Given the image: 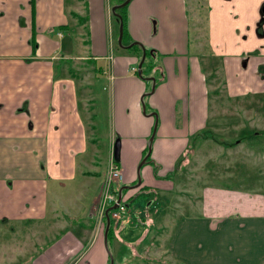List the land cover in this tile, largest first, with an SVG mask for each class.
<instances>
[{
  "label": "crops",
  "instance_id": "0c3cea01",
  "mask_svg": "<svg viewBox=\"0 0 264 264\" xmlns=\"http://www.w3.org/2000/svg\"><path fill=\"white\" fill-rule=\"evenodd\" d=\"M183 1L132 0L128 6L129 39L144 44L147 49L159 50L162 55L157 67H162L166 76L149 101L161 109L157 113L158 131L151 144V160L158 165L159 175L167 172L169 175L168 183L163 184L153 181L147 172L146 185L141 180L133 188L138 197L151 202L145 205L143 219L136 215L138 210L125 204L126 212L114 223L116 235L129 227L126 225L131 218L142 229L136 242L143 243L141 248L131 246L120 264L136 260L135 253L145 248L143 256L138 258L144 263L147 251L153 248L167 256L163 264H264V193L202 182L204 177L218 178L230 168L221 161H217L218 169L207 168L197 156L198 151L202 152V158L209 164L216 157H223L226 163L244 160L264 173L258 167V159L264 155V147L261 149L264 141L254 139L264 137V127L218 124L224 110L213 100L219 94L209 97L204 60L188 54L189 17H185ZM212 2L216 5L219 1L208 0L209 8ZM263 2L254 0L253 10L246 13L247 19H240L241 25H249L245 33L243 30L233 33L228 27L221 29V14L212 16V8L208 11V20L214 19V36L209 25L211 54L207 59L218 60L214 68L223 72L221 94L232 103V113L238 108L248 111V117L253 114L244 109L243 99L250 97L257 101L256 98L264 95V77H259L257 72L259 65L264 64V52L249 57L245 65L241 60L245 53L264 44V40L253 38L251 30ZM81 3L85 15L78 22L85 21L84 36H89L82 46H88L90 54L69 56L71 48L55 40V37L63 38L61 32H56L55 37L51 34L55 26L68 27L63 0L32 3L0 0V264L6 261L35 264L31 262L34 253L44 247L41 245L34 252L32 239L43 244L44 237L52 230L64 232L63 226L70 229L64 237L73 243L70 253L75 256L67 263L64 261L68 258H63L59 264L107 263L103 221H98L95 215L108 161L115 157L110 144L105 170L104 167V172L97 170L95 140L88 133L95 129V119L85 116L79 107L80 103L86 108L91 99L87 93H79L86 84L78 83L77 75L73 74L71 64L75 60L83 62L79 67L84 76V68L106 58V66L98 68V72L102 76L106 74V82L110 83V113L118 133L125 135L132 127L137 135L148 140L152 131L154 117L146 119L139 113L144 88L135 77L126 76L128 69H133L132 63H137V54L116 58L107 55L109 34L105 32L104 22L109 7L103 0ZM149 16H157L161 23L158 42L151 43L152 39L145 35ZM239 32L246 39L239 38ZM32 35L37 44L35 50L30 44ZM232 113L228 116L234 119ZM224 132L228 133L215 138V133ZM192 138L200 148L190 143ZM122 145L116 156L122 173L121 181L114 184L117 188L136 184L135 166L141 149L143 156L146 147L142 140L133 144L122 142ZM208 171L219 174L207 175ZM158 189L168 194L169 215L165 217L156 215L160 213L156 202ZM128 191L124 196L131 200ZM7 240L12 241L11 252L3 249ZM111 254L113 257V251Z\"/></svg>",
  "mask_w": 264,
  "mask_h": 264
},
{
  "label": "rangeland",
  "instance_id": "374dc122",
  "mask_svg": "<svg viewBox=\"0 0 264 264\" xmlns=\"http://www.w3.org/2000/svg\"><path fill=\"white\" fill-rule=\"evenodd\" d=\"M104 3H107L108 5V18H105V32L109 36H107L106 42L109 43V46H107V55H109L111 58H116L124 56L125 54H131L136 53L138 54L137 50H128V49H122L118 46L117 43V23L115 20V17L110 12V9L113 5L118 4L120 2H123L124 0H103ZM132 1V0H131ZM130 1V2H131ZM212 1V0H211ZM219 1L216 5L212 2V7L209 8L208 6V0H184L183 4L186 8L185 17H189V22L187 24V39L190 42V46L188 48V54H195V56L198 58V60H204V75L206 79V83L208 85V92L209 97L212 98L215 96L216 98L213 100L214 104H219L220 109L224 110L221 112V116L218 119V124L226 126V125H233L237 123H243V124H257L258 128L264 127V95L263 98H256L257 101L253 100L254 98H245L242 101V104L244 106L245 110H249L250 113L253 114V116L248 117V111H241V109H234L233 113L234 119L231 116H228V113H232L231 110V104L227 102V99L224 97L225 95L222 93V85H223V72H220L218 68H214V65L218 62L217 58L210 57L207 59L208 54H211L209 51L208 46V36H209V25H210V31L212 36H214V19L212 21L208 20V11L212 8V16H216L217 14H221L222 20H221V29H226L228 27V30L236 33L238 30L245 31L249 30L248 24L241 25V18H246L247 11L253 10V1L254 0H217ZM236 1V2H235ZM82 0L78 3L76 0H63V10L65 13V18L68 19L67 23V29H63L61 31V36L63 38L60 40L56 36V32L60 31L58 27H53L51 34L54 35L55 40L59 43L61 46L62 44H66L71 48V51L68 53L69 56H77V55H88L90 54L89 47H83L82 45H85L84 42H87L89 39V36H84L85 34V26L84 22H78V19L81 16L85 15V8L83 3H81ZM130 2L125 6V9L123 10L124 14L126 15V38L123 39V44H127L130 41H133L129 39L128 37V6ZM81 3V4H80ZM234 6V7H233ZM124 8V7H123ZM257 12V8L255 10ZM72 14H75L76 16H72ZM159 25L161 27V23L158 22L157 16H149L147 17V28L145 35L148 34V39H152V42H158L160 37L159 32ZM87 33L89 32L86 31ZM172 33V30H171ZM170 33V34H171ZM244 33L239 32V38L243 37ZM50 34V35H51ZM82 34V37H79ZM84 40V41H83ZM83 41V42H82ZM82 42V43H81ZM244 42V41H243ZM142 44V43H141ZM146 49L147 47L142 44ZM235 47V45H234ZM149 54L152 57L153 61H156V65L153 70L149 71L146 69V67L143 68L144 72L142 74L143 79H139L137 75L135 74L137 63H132L133 69H128L126 76H133L135 77L143 86L144 91L141 94L148 93L150 90L151 83L150 81L144 79L146 77H154L156 78V85L159 84L160 81L164 80L166 73L163 71L162 67H157L158 63L157 60L160 61L162 58L161 52L154 49H148ZM152 51H157V54L154 56ZM66 52V51H65ZM204 57V59H202ZM207 59V60H206ZM75 60V58H74ZM106 58L104 60H98L95 63H92L88 66V68H84L85 71L84 76L82 75L83 71L82 68L79 67L80 63L73 62L71 65L74 67L73 74L77 75V81L82 85V83H85L84 86L85 89H81L79 93L85 94L87 93V98L90 100L88 101L86 105V108L83 107L79 103L80 110L83 112L85 116L90 115V117L95 119V129L91 132L89 131L91 137L95 140V157L97 160L98 165H96L97 170L104 172L103 167L104 164H106L107 158L110 157V154L108 153V149L110 144H112V147L115 143V141H118L119 143V152L120 149H122V142L125 143H135L138 140H142L143 147L146 146L147 140L145 137H141L136 134L135 130L132 129V127H129L125 133V135H121L116 131L115 129V121L111 117V110H110V92H109V82H106V74H102L98 72V68L105 67L106 66ZM147 65V61L146 64ZM157 67L156 74L155 68ZM93 68L95 69L94 71ZM202 71V69H201ZM95 78V79H94ZM219 83V84H218ZM104 85V86H103ZM155 90V89H154ZM154 94V93H153ZM152 94V95H153ZM148 95L143 98L144 105H145V111L146 113L155 112L156 117L157 113H160V108H157L154 105H150L149 101L150 99H153L154 96ZM181 102V101H180ZM179 103V102H178ZM140 104V103H139ZM213 104V106H214ZM140 106V105H139ZM140 116L145 118L141 112V106L139 110ZM232 113V114H233ZM147 117V116H146ZM151 118L149 116L146 119ZM235 118L238 119V121H235ZM157 126H158V120ZM157 127L155 136L157 135ZM228 132L224 133H215V138H221ZM255 140H259L261 142L264 141V137L257 136L254 138ZM124 140V141H123ZM219 141V140H217ZM190 143L194 145H197L199 147V143H197L196 139L192 138L190 140ZM142 147V148H143ZM264 145L261 146V149L263 150ZM200 148V147H199ZM260 150V151H262ZM245 153V151H244ZM243 153V155H244ZM109 154V155H108ZM142 156V149L140 151V158L135 166L138 165V163L141 161ZM198 158L201 160L202 164L205 165L207 168L215 167V169H218L219 163L217 161H221L225 166H229L230 170L226 171V173L221 172V174L218 176V178H211V177H204L202 182H208L210 184H219V186L233 188V189H239L244 191H251L253 193H264V173H259L257 168L253 166V164H248L244 160H240L239 163H236L235 161H231L229 163H226L222 157V159L215 158V162L212 164L207 163L202 158V152L198 151L197 154ZM263 156V158H262ZM151 159V157H150ZM152 159L153 156H152ZM259 164V170L264 171V155H261V157L258 159ZM220 162V163H221ZM262 162V164H260ZM210 165V166H209ZM106 167V165H105ZM104 167V170H105ZM135 172V171H134ZM141 180L143 181V184L146 185V175L147 172L150 173L151 178L153 181H158L160 183H168V175L167 172L164 175H159L158 173V165L155 168L154 162L145 163L142 165L141 169ZM231 172V173H228ZM219 174V171L213 172L208 171L207 175L211 176H217ZM228 178H227V177ZM136 177V175H135ZM224 177V178H222ZM226 177V178H225ZM159 188V186H158ZM51 189V188H50ZM53 189H51L52 191ZM129 190V191H128ZM125 191H128L129 196H127L121 199V202L123 204H127L130 208H133L134 210H138L137 216L141 219L144 217V209L145 205L148 202H151V200L138 197L136 195L135 189H126ZM125 191L124 194L125 195ZM158 200L156 201L158 204V208L160 213L156 214L159 217H165L169 215V199L168 194L165 193L163 190L158 189ZM68 194H64V196H67ZM128 198V199H127ZM130 200V201H129ZM129 216L132 217L131 213ZM126 217V216H125ZM130 217V218H131ZM136 222V221H135ZM133 221V218L130 219L129 224L125 227V229L118 232V234L113 237L111 240V247L113 251V260L115 264H120L124 258V256L127 254V251L130 249L131 246H136L138 249L141 248L143 243L136 244L137 240L141 236V228L139 225L135 224ZM133 227V228H131ZM167 229V228H166ZM57 229L52 230L51 233L46 235L43 239V244H41L36 238L32 239V245L34 248V252L39 251L38 247L43 246V250L39 253H34V256L32 258L33 263L35 264H59L63 258H68L64 262H69L72 258H74L75 254H71V250L73 248V243H71V240L68 237H64L66 235V231L70 230L67 229V226H63L62 230L64 232L54 233ZM12 241H6V244L3 245L4 251L11 252L13 246L10 245ZM1 249V248H0ZM146 249V248H145ZM144 250H139V253H135V256L137 258H140L143 256ZM125 250V254H124ZM147 251L146 255V263L141 262L140 260L138 263L134 264H163L166 262L165 259H167V256L163 253L160 254V251H154L153 248ZM161 257L158 259L157 257ZM142 259V258H141ZM74 262H71L70 264H73ZM5 264H10V261H6Z\"/></svg>",
  "mask_w": 264,
  "mask_h": 264
},
{
  "label": "water",
  "instance_id": "95a60500",
  "mask_svg": "<svg viewBox=\"0 0 264 264\" xmlns=\"http://www.w3.org/2000/svg\"><path fill=\"white\" fill-rule=\"evenodd\" d=\"M130 1L131 0H124L123 2H120L118 4L113 5L111 7V9H110V12L115 17L116 23H117V29H118L117 43H118V46L120 48H122V49H130L133 46H137L140 49V51H141L140 59H139V62L137 63V67H136V74H137V76L139 78L143 79V76H142V64H143V62L145 60V57H146L145 48L143 47V45H141V43H139L137 41H131V42L125 44V45L122 43V38H123V19H122L121 15L119 13H117V10L125 7ZM144 79L150 81L151 86H150L149 92L142 94L141 97H140L141 112H142L143 115H145L147 117H149V116L154 117V124H153V127H152L151 134H150V136H149V138L147 140V145H146L147 151H146L145 155L142 157L141 161L139 162V164H138V166L136 168V180H137L136 184H134L132 186H122V187H120L118 189V191H117L116 201L104 211L105 224H104V230H103V246H104L105 251H106V253L108 255V264H114V260H113L112 254H111V252L109 250V247H108V244H107V232H108V228H109V225H110V219H109V214L108 213L110 211L115 210L117 208L119 202L121 201V193H122L123 190L137 188L140 185V183H141L140 168L142 167L143 164L146 163L147 158L151 154V144L153 142V138H154L155 130H156V126H157V121H156L157 117H156L155 112L146 113L145 105H144V101H143V98L145 96L153 94L154 89H155V85H156V79L154 77H146ZM118 152H119V143H118V141H115V143L113 145L114 157L118 156Z\"/></svg>",
  "mask_w": 264,
  "mask_h": 264
},
{
  "label": "built area",
  "instance_id": "2783aa9c",
  "mask_svg": "<svg viewBox=\"0 0 264 264\" xmlns=\"http://www.w3.org/2000/svg\"><path fill=\"white\" fill-rule=\"evenodd\" d=\"M122 179V173L118 163L111 157L107 164L105 179L103 180L100 192V198L97 205V214L95 215L98 221H103L104 211L111 206L117 198V187L114 184L119 183ZM127 208L121 201L117 208L111 211V219L118 223L122 213L126 212ZM94 213L91 212V217Z\"/></svg>",
  "mask_w": 264,
  "mask_h": 264
},
{
  "label": "trees",
  "instance_id": "16d2710c",
  "mask_svg": "<svg viewBox=\"0 0 264 264\" xmlns=\"http://www.w3.org/2000/svg\"><path fill=\"white\" fill-rule=\"evenodd\" d=\"M33 2V0H31V3ZM125 9V7L124 8H121V9H119V10H117V13H119L120 15H121V17H122V19H123V38H122V42H123V39L124 38H126V36H127V34H126V15L124 14V12H123V10ZM72 16H76L75 14H72ZM116 20V19H115ZM58 29L60 30L59 32H61L63 29H65V28H60V27H58ZM131 42V41H130ZM124 43V42H123ZM30 44H31V47H32V50H35V48H36V40H35V37H34V35H32L31 36V38H30ZM129 50V49H128ZM130 50H137L138 52V54H137V63L139 62V59H140V54H141V51H140V49L137 47V46H133L132 48H130ZM145 53H146V57H145V60H144V62H143V64H142V74H143V72H144V70H143V68L144 67H146V69H148L149 71H151V70H153L154 69V67H155V65H156V63H155V61H153V59H152V57L150 56V54H149V50L148 49H145ZM152 53H153V55L152 56H154L155 54H156V52L155 51H152ZM146 61H147V65H145L146 64ZM156 70L157 69H155V72H154V74H156ZM135 74H136V71H135ZM137 75V74H136ZM138 77V76H137ZM139 78V77H138ZM139 79H141V78H139ZM156 79V78H155ZM146 151H147V148L145 147L144 148V151H143V156L145 155V153H146ZM142 156V157H143ZM150 157H151V154H150V156L147 158V161H146V163H149V162H153L151 159H150ZM115 161L117 162V158H116V156H115ZM155 168H156V165H155ZM124 191L125 190H123L122 191V193H121V199H123L125 196L123 195L124 194ZM109 219H110V225H109V228H108V232H107V244H108V247H109V250H111V252H112V247H110V240H112L113 239V237L115 236V230H116V227L114 226V221H112V219H111V212H109ZM104 224H105V222L103 221V226H102V229H104ZM151 246V245H150ZM140 251H137V253H139ZM141 260V259H140ZM138 258L136 259V260H131L130 261V263L129 264H134V263H138L139 261H140ZM142 262V261H141ZM106 264H108V259H107V263ZM114 264H115V262H114ZM154 264V263H153Z\"/></svg>",
  "mask_w": 264,
  "mask_h": 264
},
{
  "label": "flooded vegetation",
  "instance_id": "af4514ba",
  "mask_svg": "<svg viewBox=\"0 0 264 264\" xmlns=\"http://www.w3.org/2000/svg\"><path fill=\"white\" fill-rule=\"evenodd\" d=\"M251 30H252L253 38L255 40H259V41L264 40V2L260 5V7L258 9V18L254 22L253 28ZM246 37L247 36H243V39H246ZM262 50L264 52V44H262V45L260 44L255 49L250 51V53H248V54L245 53L243 55L242 60H241V64L245 65V63H247V61L249 60V57H251V56H257V55L262 54L261 53ZM257 72H258L259 77H261V78L264 77V64L259 65V67L257 68ZM118 189L119 188H117V191H118Z\"/></svg>",
  "mask_w": 264,
  "mask_h": 264
}]
</instances>
